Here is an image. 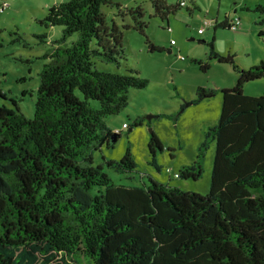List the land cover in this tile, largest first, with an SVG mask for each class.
Wrapping results in <instances>:
<instances>
[{"label": "trees", "instance_id": "1", "mask_svg": "<svg viewBox=\"0 0 264 264\" xmlns=\"http://www.w3.org/2000/svg\"><path fill=\"white\" fill-rule=\"evenodd\" d=\"M126 1L66 0L49 7L41 23L61 26L62 35L44 54L49 61L39 73L34 118L0 88V264H264V93L248 95L244 87L264 79V53L245 67L214 47L216 30L237 29L239 17L204 23L213 28L208 59L230 63L238 78L220 88L217 123L204 132L194 162L177 173L199 179L214 143L209 192L152 176L140 185L116 183L105 168L132 178L137 163L130 147L120 161L93 165L95 153L112 148L121 134L106 119L126 108L130 89L149 83L137 70H99L96 60L120 67L127 29L146 37L151 51H162L146 35L144 8ZM152 6L169 24L187 0H152ZM104 7L131 22L108 18ZM74 33L77 39L65 45ZM199 66L205 71L209 64ZM215 90L199 87L190 104ZM144 121L138 117L126 128ZM163 149L152 131L148 150L157 168Z\"/></svg>", "mask_w": 264, "mask_h": 264}, {"label": "rangeland", "instance_id": "2", "mask_svg": "<svg viewBox=\"0 0 264 264\" xmlns=\"http://www.w3.org/2000/svg\"><path fill=\"white\" fill-rule=\"evenodd\" d=\"M63 1L66 0H0V88L18 99L27 118L35 116L39 73L49 61L44 54L58 45L57 40L62 35L61 26L46 27L41 20L51 5ZM133 1L144 8L148 39L162 51H151L146 37L127 29L123 37L124 63L118 67L96 60L99 70L118 73L137 70L149 83L144 89H130L126 108L106 119L121 134L112 148L95 153L93 165L97 166L103 158L120 161L130 147L137 163L132 178L127 179L111 168L105 171L116 183L140 185L148 182L149 176L156 179L158 172L166 179L169 173L178 171L179 165L181 168L194 162L204 132L219 119L220 88L232 87L238 78L230 63L208 59L210 47L206 42L212 40L213 28L204 23L216 17L222 21L225 15L239 17L241 23L237 29L216 30L214 47L220 54L233 58L236 64L249 67L259 63L264 53V8L256 9L264 6V0H187L189 8L185 6L170 14L169 24L155 15L152 0H127L126 3ZM103 9L108 18L119 24L131 22L129 17L122 19L115 15L116 8ZM200 28L204 33H199ZM77 37L78 33H74L65 45H70ZM199 62L208 63V69L203 71ZM246 84V94L259 96L264 93V79ZM199 87L216 90L198 104H190ZM25 90L28 92L23 95ZM138 117L145 119L141 126L130 131L123 129L124 123L128 126ZM152 131L164 146L162 152H157L159 168L152 163L148 150ZM214 155L215 144L211 143L199 179L173 180L187 181V190L208 193Z\"/></svg>", "mask_w": 264, "mask_h": 264}, {"label": "crops", "instance_id": "3", "mask_svg": "<svg viewBox=\"0 0 264 264\" xmlns=\"http://www.w3.org/2000/svg\"><path fill=\"white\" fill-rule=\"evenodd\" d=\"M212 22L213 23H215V22L221 23V21H219L217 17L214 20H212ZM260 58H262V57H260ZM248 92H249V90H248ZM248 94H251V93H248ZM171 156H172V154H171ZM169 170H171V169H169ZM176 170H178V171L180 170V165L177 167ZM178 171L174 170V173H169L166 179L162 176V174H161L162 172H158V176L156 175L157 176L156 179H158L160 182H163V183H166V184H171V185L174 184L175 186H178V187H180V188H182L184 190H187L189 188V185H187V181H181V180H175L174 181L173 180L174 178L175 179L179 178V177L175 176V173H178Z\"/></svg>", "mask_w": 264, "mask_h": 264}, {"label": "built area", "instance_id": "4", "mask_svg": "<svg viewBox=\"0 0 264 264\" xmlns=\"http://www.w3.org/2000/svg\"><path fill=\"white\" fill-rule=\"evenodd\" d=\"M208 22H209V21H208ZM208 22L205 23V24H208ZM234 28H235V27H234ZM199 32H202V30L200 29ZM126 127H127V125H126V124H123V128H126ZM175 176H178V174L176 173Z\"/></svg>", "mask_w": 264, "mask_h": 264}, {"label": "water", "instance_id": "5", "mask_svg": "<svg viewBox=\"0 0 264 264\" xmlns=\"http://www.w3.org/2000/svg\"><path fill=\"white\" fill-rule=\"evenodd\" d=\"M114 137H116V135L114 134Z\"/></svg>", "mask_w": 264, "mask_h": 264}, {"label": "clouds", "instance_id": "6", "mask_svg": "<svg viewBox=\"0 0 264 264\" xmlns=\"http://www.w3.org/2000/svg\"><path fill=\"white\" fill-rule=\"evenodd\" d=\"M123 129H125V128H123ZM176 174V173H175ZM177 177V176H176Z\"/></svg>", "mask_w": 264, "mask_h": 264}]
</instances>
